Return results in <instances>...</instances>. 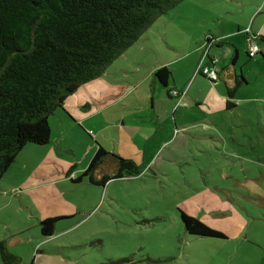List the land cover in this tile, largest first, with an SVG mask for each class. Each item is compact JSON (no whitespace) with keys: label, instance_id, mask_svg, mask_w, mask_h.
Listing matches in <instances>:
<instances>
[{"label":"rangeland","instance_id":"374dc122","mask_svg":"<svg viewBox=\"0 0 264 264\" xmlns=\"http://www.w3.org/2000/svg\"><path fill=\"white\" fill-rule=\"evenodd\" d=\"M187 1L182 5L194 7L201 3L200 0ZM231 1L205 0L204 10L217 9L224 14L225 20L235 22L255 0H244V4L249 5L243 9ZM226 11L228 13H224ZM172 12L171 17L176 18V12ZM224 17L220 15L217 22L210 19L204 32L227 25L229 22H223ZM242 17L249 20L253 16ZM177 25L179 27L170 30L169 45L186 38L180 24ZM236 31L233 41L238 47V57L234 65L237 74L243 72L246 81L234 96L237 103L234 108L220 110L211 118L197 121V114L204 115L200 107H195L194 103L185 107L177 98L169 99L159 93L153 106L149 105L150 97L144 104L163 114L170 123H173V110H176V117L179 113L185 117L181 124L176 118L174 128L171 124L170 143L133 147L101 145L106 150L115 149L120 155L133 158L143 170L133 180H112L106 189L87 182L73 185L74 193H70V197L81 199L83 207L70 219V223L79 221L70 229V264H223L230 245L240 242L247 231L262 235L263 228L259 225H264V54L257 53L247 59L244 33ZM248 37L246 35L247 53L251 41ZM157 39L163 41L161 37ZM154 41L152 39L151 43ZM257 44L264 46L261 42ZM162 47L163 51L154 47L150 53L142 49L126 51L125 57L115 62L122 70L110 76L119 79L115 82L126 84L131 91L137 83L135 76L123 70L132 71L135 65L143 62L139 58L146 62L154 56L163 57V60L170 58L167 56L171 54L169 46L164 41ZM133 52L140 56L132 57ZM203 55L204 61L197 66H215L211 65L207 52ZM254 58L259 60L258 65ZM214 81L224 90L218 77ZM139 89L140 86L133 94L128 93V97H140ZM209 90L204 86L203 94H208ZM95 91L101 94L99 86ZM252 97L256 100L250 99ZM194 112L197 114L192 118L189 114ZM90 128L93 134L86 136L95 144L96 131ZM83 147L80 145V149ZM80 149L75 147L70 158L78 160ZM93 189H99L97 197L93 196ZM180 212L195 216L224 237L186 233ZM114 260L118 263L111 262Z\"/></svg>","mask_w":264,"mask_h":264},{"label":"crops","instance_id":"0c3cea01","mask_svg":"<svg viewBox=\"0 0 264 264\" xmlns=\"http://www.w3.org/2000/svg\"><path fill=\"white\" fill-rule=\"evenodd\" d=\"M200 1L201 3L194 7L182 5L183 2H188L187 0L180 1L174 8L159 16L130 47L109 64L103 74L80 85L68 95L62 108L57 109L48 119L50 128L48 142L44 145L26 144L6 170L0 180V243L3 241L10 252L20 256V264H70V229L79 223V221L70 223V219L80 212L78 210L80 207H83L81 199L70 197V193H74L73 185L87 182L92 186H100L91 184L85 179L78 183L70 181L72 176L81 173L95 151L96 143L93 144L86 136L93 134L88 132L90 127L95 129L93 139L100 145L131 147L162 145L170 143L172 139L171 124L174 128L176 118H178L177 123L181 124L185 117L180 113L176 117V110H173L171 112L173 123H170L171 120H167L163 114L152 111V107L148 108L144 104L149 97L151 98L149 105L152 103V106L159 93L169 99L177 98L179 104L182 103L185 107L194 103L195 107L204 110V115L195 112L189 114L192 118L197 114V121L211 118L213 114L226 109L225 88L223 90L222 87L221 90L219 83L215 84V81H210L196 73L197 65L204 61L203 53L207 52L211 65L214 64L220 70L218 78L223 82L224 87L233 85L237 75L234 64L238 57V47L233 41L236 36L235 30L244 33L247 59L253 57L247 55L249 41H246V35L256 44L261 42L264 45L260 40L261 36L264 37V0L261 2L255 0L235 22L225 20L224 14L219 13L217 9L205 12L203 5L205 0ZM233 1L239 4L240 9L249 5L244 4V0ZM228 2L232 1L228 0ZM172 11L176 12V18L171 17ZM220 15L224 17L223 22L229 23L225 26L221 25L215 31L204 32L203 28L208 21L212 19L217 22ZM243 15L253 17L248 20L242 17ZM177 23L180 24L186 38L176 42V45L170 43V46L168 35L173 27H179ZM157 37L163 38L164 44L169 46L171 54L167 56L171 57L163 60V57L154 56L147 62L139 58V61L143 62L135 65L132 71L123 70L125 74L130 72L135 76L134 82L137 83L131 91L126 84L115 82L119 79H114L110 75L122 70L116 65V60L119 57L123 59L126 51L132 49H142V52L150 53L156 47L158 51H163V41ZM208 38L210 41L206 40ZM152 39H155L154 43H151ZM217 41H221V44H217ZM234 50H236V59L231 63L229 59ZM261 52L264 54V46H258V53ZM137 56L140 55L133 52L132 57ZM258 61L254 58L256 65ZM163 66L172 73L167 86L154 79V72ZM223 67L226 69L222 70ZM111 68L115 69L109 73ZM144 83L146 84L143 87ZM96 86L101 89V94L95 91ZM139 86L140 97L139 95L128 97L138 90ZM204 86L210 89L206 95L203 94ZM170 89L177 90L178 94L174 96L166 92ZM127 98L129 101H126ZM250 99L256 100L253 97ZM232 101L235 103L234 98ZM144 107L147 109L142 110ZM80 145L84 147L80 149ZM75 147L81 151L78 160L70 158V152ZM109 150L117 152L115 149ZM137 177L138 175L117 179L133 180ZM112 180L116 179L107 181L105 189ZM93 194L97 197L99 189H93ZM48 217H58V219L55 222L54 232L50 236H43L39 222ZM259 226L263 228L262 235L257 236L256 231L248 232L247 229L240 242L230 245L229 255L225 256L223 264H264V225ZM0 264H2L1 259Z\"/></svg>","mask_w":264,"mask_h":264},{"label":"trees","instance_id":"16d2710c","mask_svg":"<svg viewBox=\"0 0 264 264\" xmlns=\"http://www.w3.org/2000/svg\"><path fill=\"white\" fill-rule=\"evenodd\" d=\"M180 1L0 0V180L26 144L48 142V119L62 108L68 95L103 74L159 16ZM260 40L264 42V37ZM235 59L236 50L231 63ZM171 76L164 66L154 72V79L163 86ZM245 81L240 73L233 85H225L226 109L235 106L232 99ZM171 90L166 92L171 94ZM95 143L86 167L71 182L85 179L104 187L111 179L142 172L133 159ZM180 218L188 234L224 237L195 216L180 212ZM57 219L39 222L43 236L54 232ZM0 259L2 264L21 263L20 256L10 252L3 241Z\"/></svg>","mask_w":264,"mask_h":264},{"label":"built area","instance_id":"2783aa9c","mask_svg":"<svg viewBox=\"0 0 264 264\" xmlns=\"http://www.w3.org/2000/svg\"><path fill=\"white\" fill-rule=\"evenodd\" d=\"M248 55L254 56L257 52H258V46L257 44L251 40L249 43V47H248ZM218 68L216 66H211V67H207V66H198L196 69V73H200L201 75H203L204 77H206L209 80H215L218 77ZM171 92L173 93V95L177 94V90H171ZM171 93V94H172ZM89 133H91V131H88ZM74 177V176H72Z\"/></svg>","mask_w":264,"mask_h":264}]
</instances>
